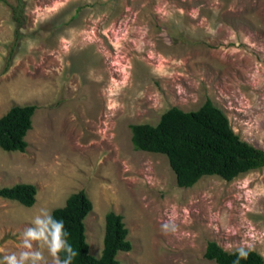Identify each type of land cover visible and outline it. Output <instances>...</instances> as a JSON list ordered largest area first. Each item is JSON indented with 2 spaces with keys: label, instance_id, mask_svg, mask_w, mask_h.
I'll return each mask as SVG.
<instances>
[{
  "label": "rangeland",
  "instance_id": "obj_1",
  "mask_svg": "<svg viewBox=\"0 0 264 264\" xmlns=\"http://www.w3.org/2000/svg\"><path fill=\"white\" fill-rule=\"evenodd\" d=\"M21 3L25 37L15 39L18 1L0 0V117L36 110L24 153L0 149V188L32 184L36 195L29 208L0 198V259L40 208L81 190L94 257L114 212L132 245L119 264H215L203 258L208 242L264 258V168L179 188L165 156L134 150L130 131L209 99L264 150V0Z\"/></svg>",
  "mask_w": 264,
  "mask_h": 264
},
{
  "label": "trees",
  "instance_id": "obj_2",
  "mask_svg": "<svg viewBox=\"0 0 264 264\" xmlns=\"http://www.w3.org/2000/svg\"><path fill=\"white\" fill-rule=\"evenodd\" d=\"M17 1L18 5L12 8V20L16 25L15 39H23V4ZM35 110L33 105L14 106L0 117L1 150L24 153L25 136ZM130 131L134 150L165 156L179 188H192L209 176L231 182L264 168V150L241 140L226 115L209 99L190 112L172 107L160 116L157 124L131 125ZM35 195L36 187L32 184L0 188L1 199L27 208L35 203ZM91 210L92 204L82 190L68 196L62 207L52 210L54 218L64 221L68 242L77 252L72 264H119L117 255L132 248L123 217L114 212L105 215L101 253L94 257L89 252L84 223ZM60 255L63 258L64 253ZM203 258L215 264H264V258L253 250L227 252L215 242L207 243Z\"/></svg>",
  "mask_w": 264,
  "mask_h": 264
},
{
  "label": "clouds",
  "instance_id": "obj_3",
  "mask_svg": "<svg viewBox=\"0 0 264 264\" xmlns=\"http://www.w3.org/2000/svg\"><path fill=\"white\" fill-rule=\"evenodd\" d=\"M68 236L64 221L54 218L49 209L40 208L31 227L22 231L19 250L3 255L0 264H49L47 257L51 258L50 264H72L77 252L68 242Z\"/></svg>",
  "mask_w": 264,
  "mask_h": 264
}]
</instances>
